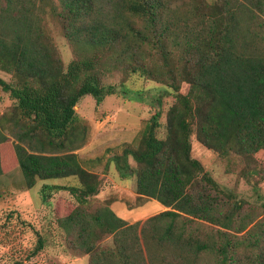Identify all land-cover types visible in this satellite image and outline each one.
Returning <instances> with one entry per match:
<instances>
[{
	"label": "trees",
	"instance_id": "trees-1",
	"mask_svg": "<svg viewBox=\"0 0 264 264\" xmlns=\"http://www.w3.org/2000/svg\"><path fill=\"white\" fill-rule=\"evenodd\" d=\"M48 14L75 54L66 68L45 26ZM0 70L13 76L0 78V88L14 102L0 121V146L8 127L28 190L75 180L44 185L41 198L48 205L64 190L75 199L55 219L89 264H201L205 255L240 264L241 241L255 250L249 264H264V222L233 240L241 205L227 209L231 195L191 154L195 134L220 157H238L250 183L264 180V0H0ZM117 71L175 93L166 138L157 135L158 111L138 146L114 159L121 178L136 177L138 206L156 200L168 209L133 224L111 209L115 198L89 211L104 184L76 154L89 142L76 112L81 99L92 96L99 106L129 94L105 83ZM109 237L112 245H103ZM44 248L40 237L32 256Z\"/></svg>",
	"mask_w": 264,
	"mask_h": 264
},
{
	"label": "rangeland",
	"instance_id": "rangeland-1",
	"mask_svg": "<svg viewBox=\"0 0 264 264\" xmlns=\"http://www.w3.org/2000/svg\"><path fill=\"white\" fill-rule=\"evenodd\" d=\"M45 26L54 37L66 68L75 59L74 51L62 35L60 23L49 14L46 16ZM0 78L8 83L13 81L11 74L1 70ZM105 83L123 84L129 94L125 96L118 93L109 96L99 106L96 105L92 96H86L76 107L78 116L82 118V125L87 129L88 140L95 130L94 127L98 129V133L102 134L100 136L102 144L96 151L97 155L104 154L114 161L115 157L122 155L126 148L137 147L141 132L158 111L161 112L158 118L161 127L157 135L159 139L166 138L167 113L175 102V93L171 88L138 75L127 76L122 71L109 75ZM188 91L189 85L183 84L181 92L187 94ZM13 105L14 102L9 94L0 88L1 122L4 116L10 115ZM4 133L7 138L0 146L2 171L0 175V264H16L20 261L24 264H89L88 255L69 247L64 230L58 226L55 219L58 214L57 210L66 209L69 202L76 204L75 199L70 193L68 196L64 194L54 196V193L49 204L44 205L41 190L45 181H39L30 190L26 189L24 176L18 166L14 151V137L8 127H5ZM191 143L192 157L200 161L218 185L228 195H231L230 201H226L227 209L234 202L241 205L236 229L231 233L232 239L238 241L237 239L246 237L248 231L257 222H264V180L258 184L250 183L241 175L246 166L238 157H220L201 144L195 134L191 137ZM104 149L105 152H103ZM129 163L133 168L137 166L132 156L129 157ZM134 185L135 188L132 191L136 193V177ZM124 197L132 206L141 204L137 196L131 198L132 196L125 193ZM114 198L118 197L112 191L102 196L98 195L91 199L88 209L94 212L104 206L109 199ZM166 210L168 209L163 211ZM244 226H246V231L237 232ZM40 237L45 242V248L36 256H32ZM112 243L113 238L109 237L103 245L110 246ZM248 251L250 253L255 250L250 249L248 244L241 241L237 247V254L241 259L240 264H249L246 256ZM201 259V264H216L217 260L211 255H205Z\"/></svg>",
	"mask_w": 264,
	"mask_h": 264
},
{
	"label": "crops",
	"instance_id": "crops-1",
	"mask_svg": "<svg viewBox=\"0 0 264 264\" xmlns=\"http://www.w3.org/2000/svg\"><path fill=\"white\" fill-rule=\"evenodd\" d=\"M94 129L95 130H93L88 144L82 149L76 151V154L82 162L89 164L87 169L90 172L100 175L104 186L99 195L102 196L112 191L116 197H118L111 203V209L115 212V214L123 220L133 224L134 222L144 220L165 210L166 208L156 200H148L142 206L129 209L128 205L130 202L125 199L124 194H129L132 196L131 198L137 196V194L132 191L133 188H135V177L130 176L124 179L121 178L116 165H114L115 162L111 160V158L104 156V154H96L97 149L102 144V137H100L102 134L98 133V129L95 127ZM103 152H105V149ZM109 181H111V183H109ZM46 184L52 186H71V184H75V180L73 178L50 180L45 181L44 185ZM63 194L64 196H68L69 192L62 190L54 194V196H62Z\"/></svg>",
	"mask_w": 264,
	"mask_h": 264
}]
</instances>
